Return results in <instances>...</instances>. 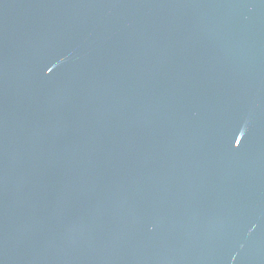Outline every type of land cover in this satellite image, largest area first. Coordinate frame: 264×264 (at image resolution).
Returning <instances> with one entry per match:
<instances>
[{
  "label": "water",
  "instance_id": "water-1",
  "mask_svg": "<svg viewBox=\"0 0 264 264\" xmlns=\"http://www.w3.org/2000/svg\"><path fill=\"white\" fill-rule=\"evenodd\" d=\"M0 264H264V0H0Z\"/></svg>",
  "mask_w": 264,
  "mask_h": 264
}]
</instances>
